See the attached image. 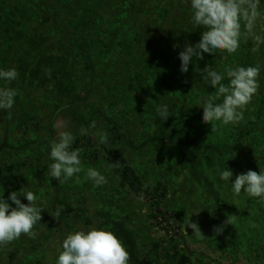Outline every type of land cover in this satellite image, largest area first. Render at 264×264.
Masks as SVG:
<instances>
[{
	"label": "rangeland",
	"instance_id": "rangeland-1",
	"mask_svg": "<svg viewBox=\"0 0 264 264\" xmlns=\"http://www.w3.org/2000/svg\"><path fill=\"white\" fill-rule=\"evenodd\" d=\"M120 1L125 2L90 0V4L98 14L105 15L107 11L114 12L113 7ZM152 2H156L155 6L162 3L169 10L163 21L157 20L159 29L166 32L174 27L177 16L181 19L188 10L183 0ZM13 7L16 10L30 7L41 18L29 22L25 15H20L17 33L0 23V68H15L19 73L10 85L0 82V86L18 90L10 112L0 111V145L6 143L5 148H0V167L9 166L16 174L15 186L5 188L0 183V194L5 189L7 198L12 191L28 186L44 211L40 223L34 227L36 237L22 235L0 248V264H54L55 245L68 231L92 227L97 222L112 228L114 220L135 235L142 257L152 243L168 240L176 229L187 241L185 254L193 264H200L199 259L206 264H264V205L243 194L233 197L230 185L216 176L214 165L228 166L234 173L233 181L236 175L248 170L259 173L260 165L264 167V146L257 144V138L237 143L235 158L218 154L210 161L197 160L182 147L163 145L162 141L180 140L184 129L171 128L156 115L155 109L163 105L164 95L145 83L139 84L136 76L130 75L131 70L140 67L136 62H127L119 55L108 58L96 55L97 76L90 80L77 54L79 35L66 23L69 11L59 9L54 0H16ZM92 50L98 51L93 46ZM253 63H264V48ZM193 82L199 84L202 80L195 77ZM90 87L91 92L85 98ZM258 93L264 95V72ZM94 111L96 131L109 133L104 117L110 116L126 126L136 146L148 142L126 153L146 183L169 182V193L161 206L171 217V227L162 218L152 217L153 201L143 199L129 188H120L118 177L103 161L81 157L84 171L96 168L106 175L107 183L102 187L84 181L83 172L80 182L73 179L63 186L45 176L50 163V141L58 136V131L78 135L85 128L81 121L90 120ZM61 122L66 126L53 127ZM261 129L260 136L264 134V126ZM94 137L99 142V137ZM210 184L217 194L211 191ZM22 203L28 201L22 198ZM58 207L64 208L59 220L52 216ZM193 207L200 213L189 218ZM229 216L234 225L216 235L214 226ZM187 219L198 224L201 235H193L194 230L186 226ZM153 255L156 252L147 263L160 264Z\"/></svg>",
	"mask_w": 264,
	"mask_h": 264
},
{
	"label": "trees",
	"instance_id": "trees-1",
	"mask_svg": "<svg viewBox=\"0 0 264 264\" xmlns=\"http://www.w3.org/2000/svg\"><path fill=\"white\" fill-rule=\"evenodd\" d=\"M15 1L0 0V23L17 33L18 20L21 16L25 15L29 22H36L41 16L30 7L14 9ZM54 1L59 9L70 12L66 23L79 35L76 40L77 54L83 62V68L89 72L90 80L97 76L96 55L101 54L103 58L119 55L127 62L134 61L140 66L138 70L130 72L132 77L136 76L139 84L145 83L164 95L162 103L168 105L172 115L165 121V125L183 128L184 132L180 140L162 141L163 145L182 147L200 161L202 159L210 161L218 154L235 158L236 144L246 139L257 138L258 143L256 140L254 142L264 146V134L261 133L262 136L258 134L262 132L261 128L264 126L262 93L257 92L253 97L245 110L243 121L213 133L211 124L205 125L202 122L203 108L197 106L198 99L213 90L203 82L199 84L193 82L195 77L201 79L200 71L208 66L219 69L223 63L254 65L253 58L256 59L258 52L255 54L251 52L250 42L242 43L238 52L232 56L205 54L204 60L194 61L189 66V72L184 74L180 72L179 53L186 45L194 46L199 42L200 33L203 31L191 26L189 9L183 13L181 19L177 16L174 27L168 28L166 32L167 30L159 29L157 20L163 21L169 10L164 9L162 3L155 6L156 2H152L154 0H145L144 3L143 0H140L142 3L139 0L120 1L123 4L114 6V12L107 11L105 15L98 14L90 0ZM92 46L98 51L94 52ZM90 92L91 87L86 91L85 98ZM96 113V111L92 113L90 120L81 121L85 128L93 121ZM104 119L109 129V133L106 134L107 144H100L94 136L78 134L75 136L73 148L82 150L81 157L108 164L119 179V187L129 188L143 199L153 201L155 214L152 217L156 220L162 218L170 226L171 217L161 206L162 201L168 196L169 182L158 180L154 187L146 183L126 153L128 149L137 150L148 142L144 141L136 146L128 134V129L119 119L110 116H105ZM5 147L6 143L3 142L0 148ZM214 165L221 166L220 163ZM0 183L5 188L15 186L16 174L11 167H0ZM145 184H149V187L144 188ZM210 188L217 194L213 185L210 184ZM111 230L126 246L130 257L129 264H148V259L154 252L155 261L160 264H193L192 259L185 254L187 241L176 229L168 240L152 243L144 257L138 251L135 235L121 222L114 220ZM198 263L206 264V261L199 259Z\"/></svg>",
	"mask_w": 264,
	"mask_h": 264
},
{
	"label": "clouds",
	"instance_id": "clouds-1",
	"mask_svg": "<svg viewBox=\"0 0 264 264\" xmlns=\"http://www.w3.org/2000/svg\"><path fill=\"white\" fill-rule=\"evenodd\" d=\"M188 6L190 24L194 29H203L199 42L194 46L186 45L179 53L180 72L188 73L194 61L204 60V55L232 56L237 53L241 44L251 42L253 54L264 48V0H183ZM264 63L241 65L223 63L219 69L206 67L200 71L202 82L213 91L205 93L197 101L203 108L202 122L211 124L212 132L238 125L244 120L245 110L260 88L261 73ZM49 71V75H50ZM15 68H0V82L11 84L18 79ZM18 90L0 86V111H9L14 107ZM156 115L167 121L171 115L167 104L158 106ZM66 126L64 122L54 124V128ZM97 124L92 121L87 128L80 129L81 136H97L100 144H107V137L96 131ZM75 136L71 131H58V136L49 143L47 178L55 179L63 186L75 179L91 182L94 187H102L107 183L106 175L96 168L83 170L81 152L73 148ZM227 166H217L216 176L225 185H230L233 197L243 194L248 199L257 200L264 205V167L260 171L248 170L235 176ZM154 187V181H150ZM148 188L149 184H145ZM5 189L0 194V248L19 240L21 236L35 238L34 227L40 223L43 208L38 205L34 191L22 187L20 191H12L6 198ZM22 198L28 201L22 203ZM11 202V203H10ZM13 205H15L13 207ZM63 207H58L52 215L59 220ZM193 207V214H199ZM234 221L229 216L222 224L214 226L213 231L220 235ZM186 226L194 230V236L201 235L197 223L187 219ZM54 264H129V252L118 236L109 227L97 222L95 226L68 231L58 242Z\"/></svg>",
	"mask_w": 264,
	"mask_h": 264
}]
</instances>
